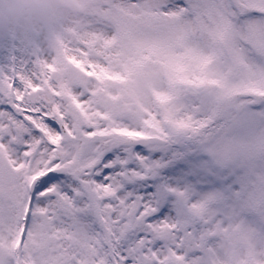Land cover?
Here are the masks:
<instances>
[{"label":"snow or ice","instance_id":"obj_1","mask_svg":"<svg viewBox=\"0 0 264 264\" xmlns=\"http://www.w3.org/2000/svg\"><path fill=\"white\" fill-rule=\"evenodd\" d=\"M0 264H264V0L0 41Z\"/></svg>","mask_w":264,"mask_h":264},{"label":"clouds","instance_id":"obj_2","mask_svg":"<svg viewBox=\"0 0 264 264\" xmlns=\"http://www.w3.org/2000/svg\"><path fill=\"white\" fill-rule=\"evenodd\" d=\"M98 0H0V41L53 36L91 17Z\"/></svg>","mask_w":264,"mask_h":264}]
</instances>
